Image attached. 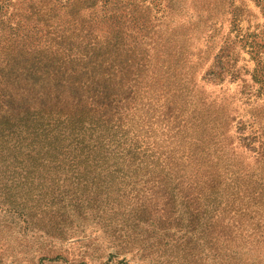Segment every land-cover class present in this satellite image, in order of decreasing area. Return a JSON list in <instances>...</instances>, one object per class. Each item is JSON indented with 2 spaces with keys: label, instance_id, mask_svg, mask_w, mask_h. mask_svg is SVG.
<instances>
[{
  "label": "trees",
  "instance_id": "16d2710c",
  "mask_svg": "<svg viewBox=\"0 0 264 264\" xmlns=\"http://www.w3.org/2000/svg\"><path fill=\"white\" fill-rule=\"evenodd\" d=\"M100 1L101 17L80 22L75 13L59 19L68 0H0V140L45 149L62 162L144 165L154 179L151 189L238 193L264 211V130L243 137L257 146L248 143L239 152L229 141L227 105H209L204 116L202 107L187 105L193 90L182 70L192 60L181 38L198 35L202 51L218 44L211 65L216 72L208 74L220 81L236 75L238 49L245 50L255 62L251 79L264 91V25L242 27L248 10L233 0H151L158 14L153 21L143 18L148 6ZM257 2L264 17V0ZM186 9L193 16L174 21ZM227 14L224 30L219 19ZM73 32L77 38L69 41ZM72 42L77 46L71 48ZM134 119L136 133L152 135L157 126L162 152L154 143L125 146L126 126Z\"/></svg>",
  "mask_w": 264,
  "mask_h": 264
},
{
  "label": "rangeland",
  "instance_id": "374dc122",
  "mask_svg": "<svg viewBox=\"0 0 264 264\" xmlns=\"http://www.w3.org/2000/svg\"><path fill=\"white\" fill-rule=\"evenodd\" d=\"M149 1L131 2L148 6L142 15L152 20L158 14ZM257 1L233 0L234 6L248 10L242 27L262 29L264 17ZM101 6L100 0H68L59 19L75 13L77 21H95L102 15ZM192 16L186 9L173 19L186 23ZM219 22L228 29L229 14L221 15ZM67 35H73L69 41L77 38L76 32ZM197 36L193 41L181 37L184 54L192 60L182 70L187 72L183 82L193 90L185 99L187 105L202 107L203 116L209 105L215 110L227 105L232 146L239 152L248 143L256 147L255 142L242 141L252 131L264 130L263 87L251 79L255 62L238 49L236 75L220 81L208 74L216 72L211 65L218 44L202 51L206 48ZM260 55L264 61V50ZM43 88L48 89L45 84ZM237 121L240 129L234 128ZM126 128L125 146L152 143L162 152L157 126L152 135L136 133V119ZM43 150L0 140V264H264V211L254 209L250 197L221 190L157 191L151 189L154 179L144 165L62 162Z\"/></svg>",
  "mask_w": 264,
  "mask_h": 264
}]
</instances>
